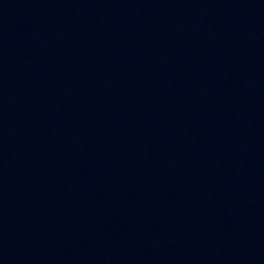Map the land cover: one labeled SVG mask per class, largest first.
<instances>
[{"label":"water","instance_id":"1","mask_svg":"<svg viewBox=\"0 0 264 264\" xmlns=\"http://www.w3.org/2000/svg\"><path fill=\"white\" fill-rule=\"evenodd\" d=\"M0 264H264V0H0Z\"/></svg>","mask_w":264,"mask_h":264}]
</instances>
